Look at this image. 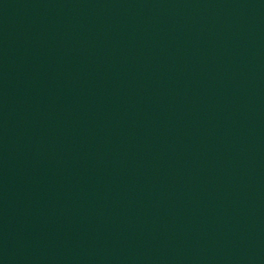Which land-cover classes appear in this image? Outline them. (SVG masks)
Instances as JSON below:
<instances>
[{
    "label": "water",
    "instance_id": "obj_1",
    "mask_svg": "<svg viewBox=\"0 0 264 264\" xmlns=\"http://www.w3.org/2000/svg\"><path fill=\"white\" fill-rule=\"evenodd\" d=\"M0 264H264V0H0Z\"/></svg>",
    "mask_w": 264,
    "mask_h": 264
}]
</instances>
